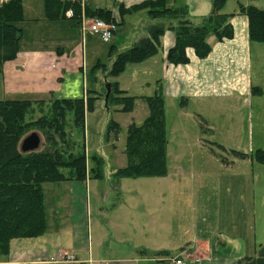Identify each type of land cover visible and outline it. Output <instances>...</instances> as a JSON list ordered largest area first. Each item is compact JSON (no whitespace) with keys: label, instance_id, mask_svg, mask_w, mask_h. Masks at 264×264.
<instances>
[{"label":"crops","instance_id":"obj_1","mask_svg":"<svg viewBox=\"0 0 264 264\" xmlns=\"http://www.w3.org/2000/svg\"><path fill=\"white\" fill-rule=\"evenodd\" d=\"M4 1L0 0V5ZM145 1L151 0H113L111 8H106L118 23L112 38V51L128 49L146 35L150 25L159 23L151 21L144 11L141 17L145 16L148 23L145 29L136 33L133 25H137L135 19L139 16L120 15V7L128 9ZM173 5L181 6L172 3L169 7ZM207 6L208 3L204 5ZM81 7L97 9L88 5L87 0H81ZM233 14L230 19L233 38L221 42L210 38L211 52L205 59H198L192 49H187L189 62L186 65L168 64L166 54L174 46L175 36L173 32L166 31L160 38L161 48L157 56L141 64L128 65L124 74L148 76L142 85L148 86L149 82L154 87L160 85L165 99L182 102L209 99L227 103V98H239L252 103L255 95H261L259 79L253 76L252 56L254 51L257 53V43L249 40L247 18L238 15L237 11ZM192 15L194 13L188 11L192 22L197 19L195 23L204 18ZM26 19L23 24L31 27L39 25L38 28L43 26L45 29L42 31L47 34L36 37L38 41L35 44L39 48H22L18 44L16 58L3 65L0 101L36 102L98 96L106 84L104 75L101 74L99 83L96 81L89 87L84 58L87 38L92 41L97 37L82 34L78 29L79 22L75 25L73 21L75 31L70 27L71 35L63 38L68 45L47 47L46 36L55 28L54 24H61L64 20L48 22L41 13ZM76 36L80 38V44ZM69 48L70 52H67ZM79 48L81 59L75 55ZM119 79L120 76L115 79L119 88L131 96ZM253 89L258 92H253ZM98 102L100 99L94 105ZM138 102L142 101L136 100L133 109ZM100 104L107 115L114 112L107 110L104 101ZM94 109L97 111L98 107ZM87 116L88 113L85 114L84 134ZM85 155L88 164L86 143ZM46 184L51 185L49 198L52 199L49 202H46L43 189ZM42 189L46 223L44 233L32 239L10 240L7 255H0V264H171V260L178 257L197 260V264H238V261L249 258L244 256L246 245L241 233L227 231L226 212L220 211L219 205L211 206L202 201L203 187L200 185L179 189L177 199H182L183 210L191 215L179 213L178 217L168 216L171 204L167 192L151 191L148 199L142 201H137L132 195L114 200L109 192L104 194L99 185L90 188L89 178L85 181L45 183ZM114 190L117 191V188ZM115 194L118 195L117 192ZM156 205L160 209L155 208ZM209 221L212 228L203 229ZM230 248L237 254H227Z\"/></svg>","mask_w":264,"mask_h":264},{"label":"rangeland","instance_id":"obj_2","mask_svg":"<svg viewBox=\"0 0 264 264\" xmlns=\"http://www.w3.org/2000/svg\"><path fill=\"white\" fill-rule=\"evenodd\" d=\"M42 1L22 0L23 20L19 24L23 31L19 42L22 48H39L40 46L35 44L38 41L36 37L40 34L42 36L47 34L42 31L45 29L43 26L38 28L39 25L31 27L23 24L24 21H27L25 18L37 17L38 13L44 14ZM211 1L165 0V4L166 7L172 3L186 6L190 13H194L192 16L205 17L210 12ZM113 3V0H87L88 5L97 8H111ZM206 3L209 4V7H204ZM239 5L253 6L264 11V0H226L223 12L234 13L238 10ZM143 12L133 13L139 16L138 19H135L137 16L134 17L137 25H133V29L136 33L145 29L148 23L145 16L141 17ZM193 21L197 22V19ZM72 22L64 20L61 24H54L55 28L50 30L49 35L46 36L48 38L46 46L51 48L66 47L68 43L63 42V38L71 35L70 27L74 30ZM158 22L160 23V21ZM162 23L174 24L175 22L165 19ZM77 38L76 41L80 44V38ZM112 38L106 43L98 38L92 41L87 38L84 58L87 67L85 76L89 87L95 85L96 81L99 83L102 74L101 71L95 72L93 67L97 63L108 65L112 62V59H109V50L114 42ZM256 47L257 53L254 51L252 56L253 76L259 79L261 95H255L252 103L239 98H227V103L209 99L182 102V100L164 98L165 132L168 144L166 147L167 174L163 177L118 179L114 176L117 170L123 169L127 165V159L123 152L128 126L131 124L140 125L148 116V109L143 101L138 102L129 113H122L119 106L109 105L107 108L104 86L101 93L98 94L100 102L94 105V107H98V110L93 109L88 113L84 136H80L77 128L73 125V119L69 116L66 118L62 130L64 140L58 137L59 132L57 133L42 124L29 127L22 135L21 140L35 133L40 140L39 148L35 152L52 149L53 143H56L59 153L64 155L63 159H67L69 154L74 155L81 152V145L84 143L85 146L86 143V152L89 157L87 169L90 171L93 166V163L90 162L92 156H97L103 161L102 177L92 179V175H89L90 188L99 185L100 190L104 194L109 192L114 200L117 197L126 198L128 195H132L137 198V201H142L148 199V194L151 191L167 192V199L171 204V208L167 211L170 217H178L179 213H183L185 216L190 214L183 210L182 199H177L179 189H189L196 185L202 186L203 195H200L203 197L202 201L211 206L219 205L220 211L226 212L227 231L241 233L246 245L244 256L254 258L259 246H264V165L254 160L256 151H264V43H257ZM70 49H66L67 52H70ZM75 55L81 59L80 48ZM96 73L98 74L95 75ZM148 78V76L142 77L137 73L133 75L123 73L119 80L131 96L150 97L153 95L155 87L158 86L156 84L154 87L153 83L149 81L147 82L151 83L150 85L143 86L142 82ZM105 82L107 84L108 80L105 79ZM1 97L0 100H2ZM50 101L53 99L44 102ZM103 101L107 110L114 111V114L107 115L105 113L100 104ZM40 115V112L35 109L34 114L25 117L24 123H33L41 117ZM111 120L116 122L119 127L117 140L106 135L107 125ZM61 172L64 175L68 173L67 169L61 170ZM50 186L46 184L43 187L46 202L52 199L49 198L51 196ZM114 188H117V191ZM116 192L118 195L115 194ZM152 201L151 203H153ZM154 207L160 209L159 205ZM47 210L50 214L51 211L48 208ZM204 228L206 230L212 228V222H207ZM233 253L237 254V251L231 250V248L227 249V254ZM187 261L194 262L195 260L187 259Z\"/></svg>","mask_w":264,"mask_h":264},{"label":"trees","instance_id":"obj_3","mask_svg":"<svg viewBox=\"0 0 264 264\" xmlns=\"http://www.w3.org/2000/svg\"><path fill=\"white\" fill-rule=\"evenodd\" d=\"M225 3L226 0H212L210 13L198 23L190 20L186 7H166L165 0L145 1L128 9L119 8L122 16L145 11L151 21L160 23L150 25L146 36L124 51H112L110 47L109 59L112 62L108 65L97 63L93 67L94 71H101L108 80L110 93L106 100L107 108L109 105L119 106L122 113H129L133 110L135 101L141 100L148 109V116L140 125L131 124L127 128L123 152L127 165L114 173L116 178L165 176L168 141L164 97L160 85H157L152 96L136 98L122 91L115 79L125 72L128 65L141 64L157 56L161 48L160 38L166 31L173 32L175 36L174 46L166 54L168 64L186 65L189 62L187 49H192L198 59H205L211 52L208 43L210 38L221 42L231 40L234 36L230 24L234 14L223 12ZM43 9L44 18L49 22L72 20L76 25L83 13L87 19L115 23L118 28L110 10L82 8L80 0H43ZM69 10L72 11L70 19L65 17ZM237 14L247 18L249 40L264 43V11L253 6L239 5ZM165 19L175 23L164 24L162 21ZM22 20V0H5L0 5V73L3 65L17 56L18 44L22 38V29L19 27ZM253 92L258 90L253 89ZM98 99V96L89 95L86 98L50 102L0 101V255H7L10 240L32 239L44 233L46 223L43 184L85 181L89 175H92V179L102 177L101 158L92 156L90 162L93 166L90 171L87 169L84 143L81 145V152L69 154L67 159H63L64 155L59 153L56 143H53L52 149L39 153H22V135L29 127L42 124L59 132L58 137L64 140L62 130L66 118L70 116L80 136H84L85 114L93 111ZM35 109L40 112L41 117L33 123H24L25 117L34 114ZM106 129V135L117 140L118 124L111 120ZM254 160L264 165V151H256ZM64 169H67V175L61 172ZM238 264H264V246H259L256 257L242 259Z\"/></svg>","mask_w":264,"mask_h":264},{"label":"built area","instance_id":"obj_4","mask_svg":"<svg viewBox=\"0 0 264 264\" xmlns=\"http://www.w3.org/2000/svg\"><path fill=\"white\" fill-rule=\"evenodd\" d=\"M66 2H75L77 0H64ZM81 3V0H80ZM65 17L70 19L72 17V11L66 12ZM117 25L115 23H106L100 19H87L82 13L79 21V30L82 34H90L97 37L102 42H109L110 39L117 32ZM199 261L188 262L184 258H174L171 260V264H197Z\"/></svg>","mask_w":264,"mask_h":264},{"label":"water","instance_id":"obj_5","mask_svg":"<svg viewBox=\"0 0 264 264\" xmlns=\"http://www.w3.org/2000/svg\"><path fill=\"white\" fill-rule=\"evenodd\" d=\"M105 89H106L105 98L107 100V98L109 96V93H110L109 84L105 85ZM39 143H40L39 137L35 133H32V134H30L29 136H27L25 139H23L21 141L20 151L22 153L34 152V151H36L39 148Z\"/></svg>","mask_w":264,"mask_h":264}]
</instances>
